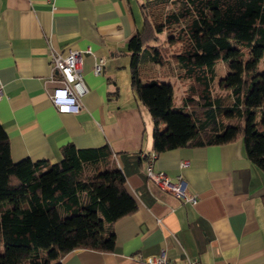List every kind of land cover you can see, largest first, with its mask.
<instances>
[{
	"label": "crops",
	"instance_id": "crops-1",
	"mask_svg": "<svg viewBox=\"0 0 264 264\" xmlns=\"http://www.w3.org/2000/svg\"><path fill=\"white\" fill-rule=\"evenodd\" d=\"M146 0H0V122L11 158L61 157V147L107 145L110 164L125 175L136 210L112 223L113 250L75 248L62 264H144L136 255L163 251L168 263L264 264V171L251 162L242 139L156 154L154 166L178 174L195 203L152 184L145 154L154 152L153 120L130 85L129 39L141 28ZM89 48L90 51L86 49ZM82 51L81 108L59 112L52 89L62 83L51 55ZM103 60L100 72L95 62ZM178 83L180 104L185 83ZM175 92V90H174ZM186 160L188 165L180 166Z\"/></svg>",
	"mask_w": 264,
	"mask_h": 264
},
{
	"label": "trees",
	"instance_id": "trees-1",
	"mask_svg": "<svg viewBox=\"0 0 264 264\" xmlns=\"http://www.w3.org/2000/svg\"><path fill=\"white\" fill-rule=\"evenodd\" d=\"M140 7L141 28L127 45L130 85L153 120L154 152L241 138L264 171V0H146ZM218 58L228 66L219 81L224 93L212 89ZM163 77L185 83L179 105ZM110 157L107 145L67 143L52 163L14 161L0 122V264H62L59 257L75 248L113 250L112 223L137 204Z\"/></svg>",
	"mask_w": 264,
	"mask_h": 264
},
{
	"label": "built area",
	"instance_id": "built-area-1",
	"mask_svg": "<svg viewBox=\"0 0 264 264\" xmlns=\"http://www.w3.org/2000/svg\"><path fill=\"white\" fill-rule=\"evenodd\" d=\"M54 6V0H48ZM90 51L89 48L86 49ZM103 60L95 62L93 71L100 72ZM51 71H57L62 77V83L52 89L50 99L54 107L59 112H77L81 108V95L85 93L86 87L83 82L82 72V51L79 49H70L67 54L62 55L53 52L51 55ZM3 96V85L0 81V99ZM145 159V175L147 179L163 191L183 199L184 201L195 203L197 196L186 190L185 180L180 174L172 179L164 170L157 169L154 166L156 153L151 152L143 155ZM188 162L183 160L180 166H186ZM138 261L144 264H169L166 254L161 251L147 256L136 255ZM170 264H200L197 259L187 258L181 263Z\"/></svg>",
	"mask_w": 264,
	"mask_h": 264
},
{
	"label": "rangeland",
	"instance_id": "rangeland-1",
	"mask_svg": "<svg viewBox=\"0 0 264 264\" xmlns=\"http://www.w3.org/2000/svg\"><path fill=\"white\" fill-rule=\"evenodd\" d=\"M160 36L162 37L163 40H165L166 38L165 33L160 34ZM172 49H173L172 47L169 48V54L172 51ZM145 67L150 68V64H146ZM258 68L259 70L264 69V64L260 62ZM227 72H228V66H227L226 61L223 58L216 59L213 64V75H212V89L214 93H224L225 92L219 87V81L222 77H224L227 74ZM173 86L175 90L174 95L177 100L180 95L179 85L178 83H175L173 84ZM259 118H260V113L257 112L256 120H259ZM2 250H3V244L0 243V252H2Z\"/></svg>",
	"mask_w": 264,
	"mask_h": 264
}]
</instances>
